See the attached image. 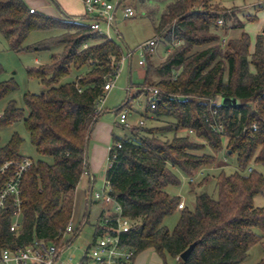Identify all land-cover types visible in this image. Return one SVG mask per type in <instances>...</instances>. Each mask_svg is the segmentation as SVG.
I'll use <instances>...</instances> for the list:
<instances>
[{
	"label": "trees",
	"instance_id": "obj_1",
	"mask_svg": "<svg viewBox=\"0 0 264 264\" xmlns=\"http://www.w3.org/2000/svg\"><path fill=\"white\" fill-rule=\"evenodd\" d=\"M156 1L169 4L155 35L175 47L155 70L161 80L150 81L149 66L138 88L142 87L143 95L147 87L160 91L157 108L148 105L144 116L150 119L153 114L154 122L172 119L173 123L140 127L131 137L113 139L122 148L106 179L123 216L135 223L122 239L137 254L154 250L178 264H243L254 246L264 250V207L255 205V198L264 195L260 171L264 169V41L257 38L252 53L251 38L242 22L231 28L241 30L240 34L222 45V37L215 31L217 21L223 17L227 24L231 16L221 0ZM256 20L247 17L249 22ZM36 31L58 34L33 47L26 45ZM0 34L18 53L65 47L61 56H51L50 64L28 71L45 91L26 94L25 108L9 100L0 116V129L24 121L38 155L53 161H34L23 177L18 232L11 231L14 198L7 199L0 211V249H21L35 240L59 247L72 221L76 189L86 171L89 135L102 114H95L97 102L105 96L107 80L117 77L124 53L114 40H106L89 24L31 13L24 0H0ZM73 71L85 74L66 82ZM17 90L13 80L0 82V102ZM222 99L238 104L225 107ZM130 103L131 99L126 107ZM215 123L222 125L221 133L213 129ZM180 131L184 134L178 135ZM169 132L174 137L163 138ZM22 141L14 135L1 149L0 167L26 158L19 153ZM224 149L229 158H236V171L217 176L216 197L202 193L197 195L194 210L179 209L181 198L168 191L181 184L173 169L194 177L213 166ZM14 171L11 167L0 175V194ZM206 178L208 183L212 180ZM177 211L179 221L170 230L164 219ZM101 233L96 226L94 238ZM194 243L193 252L183 261L180 256ZM258 264H264V256Z\"/></svg>",
	"mask_w": 264,
	"mask_h": 264
},
{
	"label": "rangeland",
	"instance_id": "obj_2",
	"mask_svg": "<svg viewBox=\"0 0 264 264\" xmlns=\"http://www.w3.org/2000/svg\"><path fill=\"white\" fill-rule=\"evenodd\" d=\"M50 3V9L57 12V16L65 15L61 13L59 8V0L55 2L54 0H45ZM111 3L117 8L115 13V25L111 30V39L114 40L122 49L124 53V61L121 63V67L117 77L114 79L113 89L106 95L103 104V114L100 116L97 123H108L112 125L114 136L119 139H125L131 137L133 134L138 133L140 126H125L118 122L117 112L121 107L128 103L131 99L130 105L127 107L131 110V114L128 116V123H136L142 118L148 108V103L143 93L141 92L142 87L139 89L138 85L142 84L145 80L146 70L149 66L152 70L149 74V79L152 82L160 81V77L155 75V70L166 62L172 51L174 50L173 43L170 44L166 40L155 35V28L159 25L160 20L169 2H158L156 0H110ZM176 0H171L170 2H175ZM220 5L222 7L230 10L229 13L232 14L230 21L226 24L224 28H215L214 30L222 37L221 44L223 45L230 38L236 37L240 34L241 30H231L234 26H239L241 23H245L244 31L250 35L251 38V52L254 51L255 41L260 38L264 41V0H221ZM128 6H134L135 17L130 19H125L124 9ZM49 11L48 9H46ZM52 10V11H53ZM83 10L85 13V8L83 5ZM40 14H44L38 12ZM48 15V14H44ZM49 16V15H48ZM248 16H254L257 18L256 22L247 21ZM82 23L90 24V19H83ZM101 27L106 30L107 23L106 17L101 18ZM228 30V31H227ZM57 32H33L28 38L26 45L33 47L36 43H39L45 39L57 36ZM226 38V39H225ZM157 40V46L155 51L146 60L144 66L139 65L141 60L138 47L148 40ZM225 39V41H224ZM93 44V43H92ZM64 46H55L48 51H32V52H15L9 47L7 41L0 34V82L13 80L17 86L18 90L13 93L10 97L0 102V116L2 115L3 109H5L9 100H14L18 107L25 108L23 98L26 94L40 95L45 91L44 86L40 81L34 77L28 75V71L31 68H38L40 66L48 65L51 63V56L57 55L58 57L63 54ZM133 53V57L128 58V53ZM254 71L253 68H251ZM85 72L76 73L75 71L65 80L66 82H71L76 78L77 75L84 76ZM139 95L134 99L135 96ZM28 111L26 110V115ZM150 119L144 116L145 125L141 128H155V127H165L169 123H173L172 119H165L166 123L159 120L154 122L153 114H151ZM168 121V123H167ZM118 122V123H117ZM132 125V124H131ZM166 126V127H167ZM184 134L180 131L178 135ZM18 135L23 141L19 149L21 156L30 158L37 162L39 160H44L47 163L52 164L51 158L40 157L32 145L30 140V135L26 129L24 121L16 122L15 124L0 129V151L6 146L14 137ZM174 137L173 132L165 134L163 138H168L171 140ZM197 140V139H196ZM94 141V139H93ZM93 141L90 143V150L93 149ZM197 141H200L199 139ZM110 148L115 144L111 140ZM98 143V142H97ZM100 143V141H99ZM98 143V144H99ZM226 144V141H225ZM224 148L226 146L224 145ZM202 154V152H198ZM216 162L213 166L204 169L205 176L197 180L195 184H188L187 176L181 174L177 169L173 171L179 176L181 184L178 187H171L168 191L172 195H176L181 198L182 202L185 203V207L190 210H194L196 206L197 195L205 193L211 196L217 195L216 191V178L221 172L227 174H232L236 171V158H229L226 155V150L224 149L221 153L216 156ZM103 158V161H101ZM110 161V151L102 153L99 162H103L100 170L94 174L95 183L91 189L93 193V199L89 203V199L85 198L80 205H77L78 211L75 212V217L79 222L74 223L75 229L81 228V223L84 219L86 222L81 228L80 232H76L73 235L68 236V238H74L75 240L71 247L63 254V260L67 261L71 255H75L73 264H78L82 256L85 253L87 247L93 241L96 233V226L101 219V214L105 209L104 202L101 200H96L94 195L96 193L108 192L110 187L106 185V173L107 165ZM264 175V169L260 170ZM206 177L212 180L206 181ZM206 178V179H205ZM205 179V180H204ZM90 190L86 191V197L89 196ZM76 194H75V204L76 206ZM255 205L257 207H264V195H260L255 198ZM116 211L115 205L110 207V212L114 213ZM179 211L175 212L173 215L168 216L164 219V226L173 230L179 221ZM76 234L77 237H76ZM264 256V250L261 245H256L250 251V254L243 264H258ZM136 260L140 264H178L177 260L166 255L163 259L154 250H147L137 254Z\"/></svg>",
	"mask_w": 264,
	"mask_h": 264
},
{
	"label": "built area",
	"instance_id": "obj_3",
	"mask_svg": "<svg viewBox=\"0 0 264 264\" xmlns=\"http://www.w3.org/2000/svg\"><path fill=\"white\" fill-rule=\"evenodd\" d=\"M85 7V16L91 20L90 28L105 37L106 40L111 39V30L115 25V13L116 7L111 3L110 0H82ZM35 9H30L31 13H34ZM229 16H232L229 13ZM134 6H126L124 9L125 19H130L135 17ZM106 17L107 28L103 30L101 27V18ZM219 28H224L226 25V20L220 17L217 21ZM226 39V38H225ZM224 39V41H225ZM157 46V40H148L138 47V52L141 60L139 61L140 66H144L146 63L147 55H152ZM87 45L85 46V48ZM128 58L133 57V53H128ZM124 61V58L122 62ZM116 78V77H115ZM114 78V79H115ZM114 79L109 78L104 85L105 96L101 98L96 105L95 114L99 115L102 113V104L105 101L106 95L114 87ZM144 97L147 100L149 107L155 110L159 103L160 91L157 88L147 87L144 90ZM127 103L124 105L123 110L120 112V121L123 124H128V116L131 114V110L126 107ZM145 121L141 119L138 122V126H144ZM213 129L221 133L223 131L222 125L215 123ZM254 130H257L256 126ZM122 148L121 142H115V144L110 149V161L107 165V170L113 167V163L117 160V150ZM34 165V161L30 158H24L22 161L18 162H7L5 165L0 167V175L4 174L11 167H15L14 175L11 177L0 194V211L4 208L7 199L10 197L14 198L15 202V216L13 223L11 225L12 232H18L22 226V200H21V185L22 180L29 169ZM252 169L249 170L251 172ZM83 176L89 177V172L85 171ZM204 171H200L194 177H188V184H195L198 179L204 178ZM92 187L95 183V179L91 177ZM106 185L110 187L108 192L96 193L94 198L96 200H101L104 202L105 209L103 218L100 219L97 224L98 228L101 230V234L97 235L91 244L85 250L84 255L78 264H133L137 256L136 249L127 246L122 239V235L129 233L135 223L132 219L124 217L122 214V208L116 203L115 199L111 196V186L110 182L106 179ZM91 199H93V193L91 192ZM115 205L116 211L114 213L110 212V207ZM185 203L181 202L179 209H184ZM78 232L75 229L73 223L71 222L63 233V242L58 247L54 243H46L44 241H33L31 244L27 245L21 249H10L4 248L0 249V264H73L75 255H71L67 261L62 259V255L71 247L74 238H68V236L73 235Z\"/></svg>",
	"mask_w": 264,
	"mask_h": 264
},
{
	"label": "crops",
	"instance_id": "obj_4",
	"mask_svg": "<svg viewBox=\"0 0 264 264\" xmlns=\"http://www.w3.org/2000/svg\"><path fill=\"white\" fill-rule=\"evenodd\" d=\"M24 1L30 9H35L36 12L48 14L50 17L57 18L59 20H71V21L82 23L83 19H87L85 16L86 14L84 13V10H83L84 4L82 0H59L60 3L58 2V4L61 10V13H63V15H65L64 17H67V18H63L62 16L61 17L57 16V14L55 13L57 11L50 9L51 8L50 3L45 0H24ZM54 1L57 2V0H54ZM46 9H48L49 11H47ZM103 104L101 108H103ZM102 114H103V111H102ZM143 116L144 115H142V118L144 119ZM117 119H118V122L121 123L120 113L117 114ZM139 121H137L136 123H128L127 125L123 123L121 124L125 125L126 127L134 126V125L138 126ZM114 137L115 136L113 132V127L112 125H109L108 123H101V122L97 123L96 122L91 129L89 139H88V144H87V160H86V165H87L86 171L89 172L90 176L89 177L82 176L81 182L76 189V200L77 201H76V206L74 207V212H73L72 221H71L74 227H75L74 223L79 222V220L75 217V212L78 211L77 205H80L81 202L85 200V198L89 199L88 201L90 203L91 192H92L91 191L92 189L91 177L95 179L94 174H96V172L100 170V167L103 163V162L102 163L99 162L100 156L102 153H105V150L107 152V148H108V151H110L109 150L110 143H112L111 140H113ZM92 141H93V149L90 150L89 147ZM101 161H103V158ZM89 190H90L89 196L86 197V191H89ZM85 222H86V219L82 221L81 228L83 227L82 225H84ZM81 228L80 229L77 228L78 232H80ZM133 264H140V263H138V261L135 258Z\"/></svg>",
	"mask_w": 264,
	"mask_h": 264
},
{
	"label": "water",
	"instance_id": "obj_5",
	"mask_svg": "<svg viewBox=\"0 0 264 264\" xmlns=\"http://www.w3.org/2000/svg\"><path fill=\"white\" fill-rule=\"evenodd\" d=\"M238 104V101L236 100H233V99H222V105L225 106V107H228V106H233V105H237ZM196 246V243L192 244L181 256L180 258L183 260V261H186L189 256L191 255V253L193 252L194 248Z\"/></svg>",
	"mask_w": 264,
	"mask_h": 264
}]
</instances>
